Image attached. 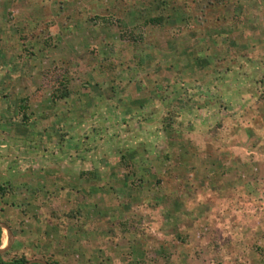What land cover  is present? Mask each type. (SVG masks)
Masks as SVG:
<instances>
[{"label": "rangeland", "instance_id": "rangeland-1", "mask_svg": "<svg viewBox=\"0 0 264 264\" xmlns=\"http://www.w3.org/2000/svg\"><path fill=\"white\" fill-rule=\"evenodd\" d=\"M0 187L3 260L264 264V0H0Z\"/></svg>", "mask_w": 264, "mask_h": 264}, {"label": "trees", "instance_id": "trees-1", "mask_svg": "<svg viewBox=\"0 0 264 264\" xmlns=\"http://www.w3.org/2000/svg\"><path fill=\"white\" fill-rule=\"evenodd\" d=\"M163 17L161 15H157L154 17H150L148 18L145 23L147 24H156V25H160L162 24ZM65 82V79L63 80ZM63 83V82H62ZM64 87L62 88V92L60 94L61 97H66L69 95L68 90H66V84H62ZM19 110L22 113V122L26 123L27 122V114H26V107L22 106L21 104L19 105ZM1 189L3 187H0ZM1 234H2V229L0 227V249H1V245L4 241V234H3V240H1ZM0 264H55V262H50V261H46L45 263L42 262H32V263H28V259L25 258V256H18V257H13L9 260H3L0 258Z\"/></svg>", "mask_w": 264, "mask_h": 264}, {"label": "water", "instance_id": "water-1", "mask_svg": "<svg viewBox=\"0 0 264 264\" xmlns=\"http://www.w3.org/2000/svg\"><path fill=\"white\" fill-rule=\"evenodd\" d=\"M32 262H42V261H36V260H34V261H32ZM42 263H45V262H42Z\"/></svg>", "mask_w": 264, "mask_h": 264}, {"label": "bare ground", "instance_id": "bare-ground-1", "mask_svg": "<svg viewBox=\"0 0 264 264\" xmlns=\"http://www.w3.org/2000/svg\"><path fill=\"white\" fill-rule=\"evenodd\" d=\"M9 232V231H8ZM1 250V249H0Z\"/></svg>", "mask_w": 264, "mask_h": 264}]
</instances>
